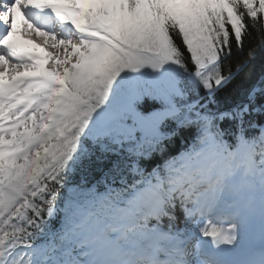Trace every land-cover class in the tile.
I'll return each instance as SVG.
<instances>
[{
    "label": "snow or ice",
    "instance_id": "6c2138e0",
    "mask_svg": "<svg viewBox=\"0 0 264 264\" xmlns=\"http://www.w3.org/2000/svg\"><path fill=\"white\" fill-rule=\"evenodd\" d=\"M0 264H264V0H0Z\"/></svg>",
    "mask_w": 264,
    "mask_h": 264
}]
</instances>
